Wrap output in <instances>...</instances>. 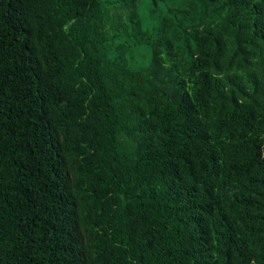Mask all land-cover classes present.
<instances>
[{
    "label": "trees",
    "instance_id": "1",
    "mask_svg": "<svg viewBox=\"0 0 264 264\" xmlns=\"http://www.w3.org/2000/svg\"><path fill=\"white\" fill-rule=\"evenodd\" d=\"M0 264H264V0H0Z\"/></svg>",
    "mask_w": 264,
    "mask_h": 264
},
{
    "label": "rangeland",
    "instance_id": "2",
    "mask_svg": "<svg viewBox=\"0 0 264 264\" xmlns=\"http://www.w3.org/2000/svg\"><path fill=\"white\" fill-rule=\"evenodd\" d=\"M146 2H144V3H146ZM144 3L143 4L142 3L139 4L138 13L140 15H146L147 8H146V5H144ZM133 55L138 60L147 61L148 60V57L150 55V51L148 50V48H147L146 45L139 44V45H136V47H135V49L133 51Z\"/></svg>",
    "mask_w": 264,
    "mask_h": 264
}]
</instances>
